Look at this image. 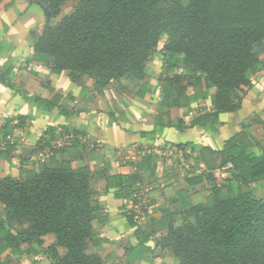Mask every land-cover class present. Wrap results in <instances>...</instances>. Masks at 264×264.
I'll return each mask as SVG.
<instances>
[{
	"label": "trees",
	"instance_id": "16d2710c",
	"mask_svg": "<svg viewBox=\"0 0 264 264\" xmlns=\"http://www.w3.org/2000/svg\"><path fill=\"white\" fill-rule=\"evenodd\" d=\"M67 1L34 0L52 18ZM75 1L55 26L44 27L33 58L53 72H69L82 89L89 80L99 90L118 81L141 96L153 89L143 82L146 64L160 56L162 106L186 110L210 101V110L192 118L189 127L214 130L220 114L241 109L250 74L264 68V0ZM163 33L167 44L157 53ZM33 102L47 112L57 107L65 118L71 111L67 107L64 113L52 100ZM176 126L188 127L181 120ZM58 135L49 126L38 139L37 153L49 156L38 163L37 172H29L26 179L0 180L5 217L0 227L15 230L7 241L0 236V254L21 244L42 245L41 238L52 234L55 244L45 251L54 264H106L85 252L86 240L94 236L96 203L89 170L74 166L84 157V147L76 140L56 145ZM255 145L246 129L230 136L220 156L222 165H230L231 180L213 190L212 207L198 209L193 224L167 226L165 245L176 264H264V198L248 187L264 182V153L255 154ZM126 217L133 222L129 213ZM57 247L65 249L63 257Z\"/></svg>",
	"mask_w": 264,
	"mask_h": 264
},
{
	"label": "crops",
	"instance_id": "0c3cea01",
	"mask_svg": "<svg viewBox=\"0 0 264 264\" xmlns=\"http://www.w3.org/2000/svg\"><path fill=\"white\" fill-rule=\"evenodd\" d=\"M69 13L62 7L52 18L34 0H0V180L26 179L29 172L38 171V163L49 156L36 151L47 127L53 126L59 135L69 133L72 140L64 144L76 140L84 147V157L74 166L89 170L96 203L94 236L86 240L85 252L106 264H175L165 245L167 226L193 224L198 209L212 207L213 190L231 180L230 165H222L220 156L224 142L246 129L256 140L254 153H264V70L250 76L241 109L220 114L214 130L189 127L192 118L210 110V101L193 103L186 110L162 106L161 59L149 62L150 69L146 66L143 82L153 89L141 96L118 81L99 90L89 80L82 89L69 72L56 73L36 61L34 45L44 27L55 26ZM35 98L56 101L64 113L67 107L71 111L66 118L58 115L57 107L43 111L33 105ZM179 120L188 127L178 129ZM261 186L264 182L248 187L255 195ZM139 188L151 212L141 225L126 217ZM2 221L0 204V225ZM14 231L4 224L0 236L7 241ZM41 240L42 245L32 242L7 249L0 254V264H54L45 248L55 244V237L48 234ZM56 250L61 257L66 253L61 247Z\"/></svg>",
	"mask_w": 264,
	"mask_h": 264
},
{
	"label": "built area",
	"instance_id": "2783aa9c",
	"mask_svg": "<svg viewBox=\"0 0 264 264\" xmlns=\"http://www.w3.org/2000/svg\"><path fill=\"white\" fill-rule=\"evenodd\" d=\"M134 223L141 225L146 222L151 214L146 193L142 188L137 189L132 197L131 207L128 212Z\"/></svg>",
	"mask_w": 264,
	"mask_h": 264
},
{
	"label": "rangeland",
	"instance_id": "374dc122",
	"mask_svg": "<svg viewBox=\"0 0 264 264\" xmlns=\"http://www.w3.org/2000/svg\"><path fill=\"white\" fill-rule=\"evenodd\" d=\"M76 4V1L75 0H72V1H68V2H66L62 7H64V12L66 13H69V12H71L72 10H73V7H74V5ZM167 40H168V36H167V34L166 33H163L162 35H161V37H160V39H159V42H158V45H157V48L155 49V52H157V53H161L162 52V50L164 49V47H165V45L167 44ZM156 59H160V56H157L156 57ZM148 65H149V62L146 64V66L148 67ZM149 69H150V67H148ZM263 70H264V68H262V70L261 71H259L260 73H263ZM259 72H255V73H252V74H250V76L251 75H253V74H256V73H259ZM162 74V73H161ZM58 140V142H57V144H64V143H66V142H68V141H70V140H72L71 139V137H70V134L68 133V134H66V133H61L60 135H59V138L57 139ZM223 179H220V181H222ZM260 190H257L256 189V197H259V196H261V197H263L264 196V188H263V186H261L260 188H259ZM253 190H255V189H253ZM176 264V263H175Z\"/></svg>",
	"mask_w": 264,
	"mask_h": 264
}]
</instances>
